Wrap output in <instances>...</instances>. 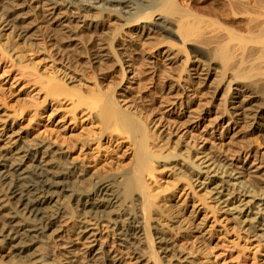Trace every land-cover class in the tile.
I'll list each match as a JSON object with an SVG mask.
<instances>
[{"label":"bare ground","instance_id":"1","mask_svg":"<svg viewBox=\"0 0 264 264\" xmlns=\"http://www.w3.org/2000/svg\"><path fill=\"white\" fill-rule=\"evenodd\" d=\"M203 1L0 0V59L44 90L42 104L70 99L72 120L87 111L93 141L119 132L129 142L128 161L109 173L2 127L0 264H210L215 223L264 250V0L196 7ZM146 50L157 56L144 62L150 79L135 63ZM27 53L47 62L44 75ZM113 68L119 81L104 85L99 74ZM138 76V93L153 81L160 97L121 105L122 83ZM177 102L183 125L206 121L252 161L237 167L203 140L173 139L155 117ZM168 230L199 243L201 256Z\"/></svg>","mask_w":264,"mask_h":264},{"label":"rangeland","instance_id":"2","mask_svg":"<svg viewBox=\"0 0 264 264\" xmlns=\"http://www.w3.org/2000/svg\"><path fill=\"white\" fill-rule=\"evenodd\" d=\"M223 0H205L202 3L195 4L196 7L204 9L207 5L220 6ZM185 5V3H183ZM201 27L210 30L212 19L208 17L202 18ZM216 26V25H215ZM129 36L128 30H124V38ZM200 37L198 38V40ZM174 49L182 48L177 39ZM138 46H136L137 48ZM189 46L184 47L182 55L186 56L190 49ZM26 59L29 63H34L40 73L47 72L49 65H46L42 57H37L32 53L26 54ZM136 69L142 72L147 68L144 62L147 60L157 61L155 52L146 50L140 53V56L135 58ZM161 65H158V67ZM177 67L176 70H179ZM117 70V69H116ZM86 71H89L88 69ZM44 75V74H43ZM91 76V73L89 74ZM143 75L150 79L154 77L150 75V71H143ZM100 81L105 85L109 82H118L120 75L114 72V68L109 72L99 74ZM130 77V76H129ZM140 76L134 80H129L122 83L121 89L118 91V100L121 105L128 104L127 102L131 98H135L141 106H147L151 96L155 98L160 97V93L156 91V84L153 81H147V86L141 93L137 91V82ZM167 86L164 90L168 92ZM126 95L127 98H123ZM44 98V90L39 85L29 82L26 78L19 75L17 71L12 67L11 62L8 59H0V130L2 127H6L14 130L20 129V134L25 137L26 141L30 142H43L49 143L56 149L59 148L65 155L69 157V161L77 165H82L87 169L95 168H109L112 164L116 165L120 162H127L129 152V142L125 135H121L119 132H106L98 142L93 141L96 136L94 133H98L97 125L94 120L87 114V111L77 114L75 120L71 119V116L67 113V110L71 107L70 99L60 97L59 100H53L50 104H42ZM153 101V98L151 99ZM160 101V100H157ZM199 101L196 102V105ZM48 103V102H47ZM179 103L172 108V106H165L160 108L159 112H156L155 120L162 117L161 121L166 124L163 128L169 132H172V138H180L182 141H194L200 142L199 146L207 144L208 146H216L221 153L229 158V162L237 167H241L243 162H251L248 156L242 154L240 158L236 156L235 150L231 145V139L229 136H224V132L220 130L212 132L209 130L208 123L201 122V124H193L191 127L183 125L187 120V114L184 113L183 108L179 107ZM205 104V102H201ZM195 105V106H196ZM160 107L159 103L156 105ZM163 106V105H162ZM203 107H206L204 105ZM159 109V108H158ZM212 118V117H211ZM186 126V127H185ZM210 133L212 134L210 136ZM221 133V135H220ZM86 139L87 143L84 149H81L78 145L72 146L70 141L77 139ZM109 173H115V170L108 169ZM157 181L163 183L164 179L160 176H156ZM209 222L213 221L211 215H209ZM170 224V222H169ZM169 224H166L169 226ZM215 234L213 235L214 241L209 245L207 252L211 259L210 264H263L264 263V250L260 248L256 249V243H251V240H244V238H237L228 226H221L216 224ZM167 237L175 244L176 247L182 248L184 252L192 249L196 257L201 256V250L198 244H194L192 239L177 233L175 230H168ZM257 251V252H255ZM236 255L240 258L237 259ZM256 256V259L253 256ZM168 259L170 257H167ZM172 260V259H171Z\"/></svg>","mask_w":264,"mask_h":264}]
</instances>
